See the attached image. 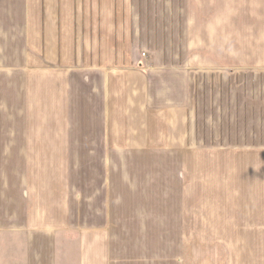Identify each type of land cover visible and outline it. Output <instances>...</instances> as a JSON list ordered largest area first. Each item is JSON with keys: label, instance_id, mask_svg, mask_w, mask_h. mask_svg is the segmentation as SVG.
Returning <instances> with one entry per match:
<instances>
[{"label": "crops", "instance_id": "obj_1", "mask_svg": "<svg viewBox=\"0 0 264 264\" xmlns=\"http://www.w3.org/2000/svg\"><path fill=\"white\" fill-rule=\"evenodd\" d=\"M197 1L166 48L160 0H0V264H159L124 200L161 197V146L168 264H264V48Z\"/></svg>", "mask_w": 264, "mask_h": 264}, {"label": "rangeland", "instance_id": "obj_2", "mask_svg": "<svg viewBox=\"0 0 264 264\" xmlns=\"http://www.w3.org/2000/svg\"><path fill=\"white\" fill-rule=\"evenodd\" d=\"M204 1V0H203ZM188 3H190L187 7H183L184 13L186 11H191L193 14L201 15V20L207 19L210 17V13H213V11L216 10L215 7H205L201 8L198 4L197 0H188ZM233 5L234 6L233 11L236 12V16L225 19L224 21V28L225 34L223 36L224 38V45L227 47H233L238 46L239 41H241V48L251 49V48H264V0H240L239 2L236 1ZM160 10H161V26H162V39H161V45L165 46L167 48L168 45V15H169V9H172L168 7V0H160ZM174 9V8H173ZM220 11L223 10L224 13L228 11V6L226 1H224V5L222 4L219 7ZM209 13V15L207 14ZM178 22V18L175 17L173 19V22ZM235 27V28H234ZM236 30L240 31L241 38L234 37V33ZM164 32L166 34V38L164 39ZM244 44V45H243ZM242 49V50H243ZM168 146H161V150L158 152L160 153L159 158L162 161V167L160 168L161 176L159 183H155L150 186V188L147 187V184L145 183L146 189H145V196H148V193L152 194V191H160L161 197L159 198H145V199H139V200H132L131 198L124 200V205H128L129 207H132V205H144L146 208L145 214L142 215V217H146L147 221L150 215L148 217V214H150V210L152 211V206L155 203V210L157 209V217L161 220V230L158 231V240L156 236V231H151L155 234V242L153 246V241H147L146 244L143 245L144 250L146 252L150 249L153 250L156 254L157 250L160 253V263L159 264H168V230H167V211H168V198H167V187H168V179H167V161H168ZM153 153V152H152ZM152 153H150L151 158L157 159V154L152 156ZM141 185V184H140ZM139 185V186H140ZM159 187V189H157ZM156 193V192H155ZM134 201L135 203H133ZM127 202V203H126ZM159 211V212H158ZM161 213V214H160ZM138 218L139 216L136 215ZM136 218V217H132ZM141 218V217H140ZM131 220V219H129ZM148 223V222H147ZM148 226V224H146ZM147 233H150V231H145L146 237ZM151 238V233H150ZM156 264H158L156 262Z\"/></svg>", "mask_w": 264, "mask_h": 264}]
</instances>
